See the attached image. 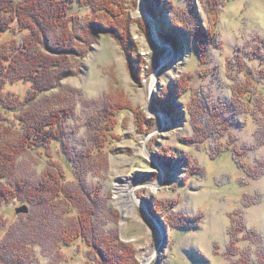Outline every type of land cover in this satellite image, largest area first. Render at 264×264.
I'll use <instances>...</instances> for the list:
<instances>
[{
  "label": "rangeland",
  "instance_id": "374dc122",
  "mask_svg": "<svg viewBox=\"0 0 264 264\" xmlns=\"http://www.w3.org/2000/svg\"><path fill=\"white\" fill-rule=\"evenodd\" d=\"M116 8L102 25L112 31L90 28L87 49L72 60L77 70L52 89L69 96L64 141L102 201L96 234L111 241L119 264H264V30L252 26L264 0H123ZM69 12L84 21L91 8L74 1ZM15 28L2 38L20 41ZM154 28L169 48L154 42ZM29 85L7 80L0 99H23ZM102 108L113 111L110 138L83 160L88 122ZM14 115L0 112V123L20 130ZM49 161L25 151L14 177H39ZM19 206L1 208L0 240L25 215ZM55 218L27 245V257L9 262L99 264L100 252L80 237L56 245L65 217Z\"/></svg>",
  "mask_w": 264,
  "mask_h": 264
},
{
  "label": "trees",
  "instance_id": "16d2710c",
  "mask_svg": "<svg viewBox=\"0 0 264 264\" xmlns=\"http://www.w3.org/2000/svg\"><path fill=\"white\" fill-rule=\"evenodd\" d=\"M74 1L90 6L91 14L85 16L84 21L70 14ZM122 2L0 0V88L7 80L21 79L30 83L23 99H0V112L13 111L21 126L17 130L16 127L0 123V211L4 204L13 201H18L19 207L26 208L25 215L18 222L5 228L7 234L0 240L2 264H13L9 262L10 258L20 262L22 256L27 257V245L36 242L43 235V232H38L43 228L47 231L48 224L55 223L57 218L54 222L51 219L56 215L65 217L64 221L57 222L55 234L51 232L57 246L69 245L80 237L100 252L99 264L120 263V257L110 250L113 246L111 241L103 240L95 231L93 217L102 204L98 189L85 186L80 173L82 166L78 165V169L77 165L72 164L76 159L64 141L66 131L63 122L72 112V103L67 94L52 89L58 86L62 78L77 70V61L72 60L87 49L92 36L90 28L112 31L111 27L105 28L103 24L108 22V17L120 14L116 7ZM94 16L100 23L92 20ZM14 23L15 32H22L20 41L14 36L2 38L4 33L14 29ZM100 115L101 118L92 117L88 122L90 145L83 160H87L94 151H102L110 138L113 111L109 114V110L102 108ZM5 118L8 119L7 116ZM55 144L59 147L58 154H62L60 160L51 158ZM29 150L49 156L50 161L39 177L15 178L17 160ZM66 166L76 176L74 180L66 179ZM85 166L86 170L93 168V165ZM30 205L34 208L32 211ZM5 224L4 213L0 212V231ZM102 248H105L103 253L100 251ZM242 258L244 262L247 261L245 255Z\"/></svg>",
  "mask_w": 264,
  "mask_h": 264
},
{
  "label": "water",
  "instance_id": "95a60500",
  "mask_svg": "<svg viewBox=\"0 0 264 264\" xmlns=\"http://www.w3.org/2000/svg\"><path fill=\"white\" fill-rule=\"evenodd\" d=\"M152 36H153V39H154V42L158 45V46H167L168 48H169V46H168V43H164V42H161V40L158 38V35H157V30L154 28V30L152 31ZM163 44V45H162ZM171 56V54H169L168 55V57L167 58H169ZM167 61V59L166 60H161V62H160V65H162L164 62H166ZM160 65H158L154 70H153V76H155L156 75V73H157V71H158V68H159V66ZM156 113H158L159 114V112H156ZM164 238V236L163 235H161V233H160V240L158 241L159 243H158V245H157V247H156V251L159 249V248H161L162 246H163V244H164V242L162 241L163 239L162 238Z\"/></svg>",
  "mask_w": 264,
  "mask_h": 264
},
{
  "label": "clouds",
  "instance_id": "9594fccd",
  "mask_svg": "<svg viewBox=\"0 0 264 264\" xmlns=\"http://www.w3.org/2000/svg\"><path fill=\"white\" fill-rule=\"evenodd\" d=\"M253 27H257L261 30H264V13L259 15V19L253 21Z\"/></svg>",
  "mask_w": 264,
  "mask_h": 264
},
{
  "label": "bare ground",
  "instance_id": "6f19581e",
  "mask_svg": "<svg viewBox=\"0 0 264 264\" xmlns=\"http://www.w3.org/2000/svg\"><path fill=\"white\" fill-rule=\"evenodd\" d=\"M65 3V2H64ZM101 4V3H100ZM95 5V4H94ZM100 8V7H99ZM94 14H96V13H94ZM91 24V23H90ZM117 25H118V23H117ZM109 26V25H108ZM52 36V35H51ZM118 37V36H117ZM119 41V40H118ZM262 55H264V54H262ZM159 100V99H158ZM132 102V101H131ZM193 103V102H192ZM194 107V106H193ZM134 108V107H133ZM234 154V153H233ZM191 165V164H190ZM192 171V170H191ZM244 172V171H243ZM121 191V188L120 187H118L117 188V193H119ZM86 217V216H85ZM182 219V218H181ZM191 221V220H190ZM184 229V228H183ZM123 260V259H122Z\"/></svg>",
  "mask_w": 264,
  "mask_h": 264
}]
</instances>
